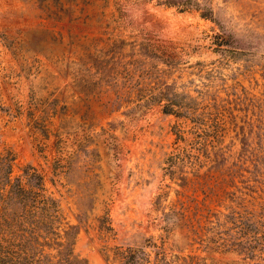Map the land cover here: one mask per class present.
I'll return each mask as SVG.
<instances>
[{
	"label": "rangeland",
	"instance_id": "rangeland-1",
	"mask_svg": "<svg viewBox=\"0 0 264 264\" xmlns=\"http://www.w3.org/2000/svg\"><path fill=\"white\" fill-rule=\"evenodd\" d=\"M196 1L212 20L156 0H0V153L41 175L87 264L125 245L144 264H236L209 226L264 205V0ZM162 87L183 111L161 110Z\"/></svg>",
	"mask_w": 264,
	"mask_h": 264
},
{
	"label": "trees",
	"instance_id": "trees-1",
	"mask_svg": "<svg viewBox=\"0 0 264 264\" xmlns=\"http://www.w3.org/2000/svg\"><path fill=\"white\" fill-rule=\"evenodd\" d=\"M156 1L180 9L193 4L201 17L213 19L211 7L198 5L196 0ZM216 36L218 43L224 42V34ZM163 87L158 92L159 100H164L161 110L183 111L184 103L168 95ZM14 159L9 150L0 153V264H87L73 252L77 225L62 220L55 198L43 192L41 175L32 165L26 164L18 174L12 175ZM260 210H235L222 221L216 213L213 226H209L213 235L205 239L213 243L211 247L239 255L236 264H264V205H260ZM109 250L119 264H144L148 260L138 246H114ZM108 256L105 252L106 259Z\"/></svg>",
	"mask_w": 264,
	"mask_h": 264
}]
</instances>
